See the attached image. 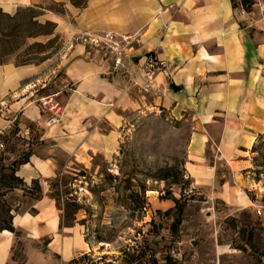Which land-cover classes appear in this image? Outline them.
I'll return each mask as SVG.
<instances>
[{
    "label": "crops",
    "instance_id": "crops-1",
    "mask_svg": "<svg viewBox=\"0 0 264 264\" xmlns=\"http://www.w3.org/2000/svg\"><path fill=\"white\" fill-rule=\"evenodd\" d=\"M262 2L256 0L246 9L240 0L236 5L233 0H85L81 7L67 3L65 12H43L66 38L65 85L53 91L63 111L59 121L48 122L50 114L40 106L37 84L30 86L37 64L0 63V111L17 113L21 125L40 128L46 144L40 148L44 154L33 148L18 174L27 181L56 175V149L88 166L95 155L118 147L130 112L161 107L190 122L185 170L193 183L231 213L259 207L264 224V202L251 196L243 172L264 132ZM33 4L41 0H0L8 12ZM108 29L135 34L130 68L136 83L127 72L110 74V53L102 43L89 42L91 36L102 38ZM149 52L158 70L147 90L142 87L145 74L139 63ZM45 85L41 82V87ZM2 120L7 126L12 121ZM34 206L37 212L25 210L14 216L15 226L29 239L50 234L51 248L66 259L85 250L83 224L60 227L61 209L55 198L45 194ZM16 240L13 231L0 230V264L15 263ZM230 246L216 244L219 260L224 253L232 255L235 248Z\"/></svg>",
    "mask_w": 264,
    "mask_h": 264
},
{
    "label": "rangeland",
    "instance_id": "rangeland-1",
    "mask_svg": "<svg viewBox=\"0 0 264 264\" xmlns=\"http://www.w3.org/2000/svg\"><path fill=\"white\" fill-rule=\"evenodd\" d=\"M84 1L41 0L45 10L31 5H20L9 13L0 9V61L37 64L30 86L37 84L40 97L65 85L62 66L68 49L57 22L43 13L36 14L50 9L65 12L67 3L81 7ZM41 82L46 85L41 87ZM1 117L11 118L10 125H3ZM0 127L4 144L0 159L4 162L21 160L33 148L42 152L40 148L46 145L40 138V128L31 123L21 125L17 113L11 116L0 111ZM190 133V122L184 118L176 119L161 107L141 108L127 115L118 147L108 154L95 155L88 166L60 149L54 150L59 170L67 169L61 178L68 180L73 195L88 208V212L82 209L77 213V219L88 218L82 226L85 251H91L93 256L118 255L128 243L146 241L156 256V264H264L261 212L256 208L231 213L221 201L193 183L185 170ZM254 148L243 172L251 185V195L264 202V132ZM43 183L47 190L49 182L43 179ZM257 191L262 194L257 195ZM30 204L23 202L22 210ZM177 216H181V222L175 229L172 223ZM18 230L13 264H66L70 259L46 242L50 234L31 240L23 229ZM97 233L110 241L97 240ZM217 243H229L235 251L232 255L222 254L219 260Z\"/></svg>",
    "mask_w": 264,
    "mask_h": 264
},
{
    "label": "trees",
    "instance_id": "trees-1",
    "mask_svg": "<svg viewBox=\"0 0 264 264\" xmlns=\"http://www.w3.org/2000/svg\"><path fill=\"white\" fill-rule=\"evenodd\" d=\"M255 1L256 0H240L246 9H251ZM233 4L236 5L237 0H233ZM31 6L40 9L43 8L41 4H33ZM1 8L0 6V9ZM45 9L47 8H43V10ZM5 13L9 12L5 11ZM41 13L43 12L41 11L36 15ZM47 21L50 23L53 22L49 19ZM0 63L5 62L0 61ZM254 145L252 148L255 151L256 148H254ZM31 152L32 150H29L24 154L21 160L15 159L11 163L4 162L3 159H0V230L9 229L18 235L19 228L14 224V216L25 210L37 212V208L34 204L45 194L55 198L58 207L61 209L60 227L73 225L76 221L86 224L88 218L83 217L77 219V213L82 209L88 212V208L78 200L77 196L73 195L71 188L67 185L68 180L61 178L62 173L65 171L59 170L56 175L51 177H34L31 181L25 180L23 176L18 174L19 166L29 160ZM81 173L85 175V173ZM43 179L50 184L47 190L44 186ZM251 196L255 198L254 195ZM25 201H30L31 204L28 209L22 210L21 204ZM181 210L182 206H179L178 212ZM180 222L181 216H177L172 223L173 227L177 229ZM96 238L97 240L110 241L109 238H105L100 233L96 234ZM50 240L51 236H48L46 242L48 243ZM240 248L246 249L245 246H241ZM108 257H112V260H107ZM100 262H103V264H156L158 261L154 252L150 251L148 242L145 241L143 244L128 243L125 247L120 248V253L118 255L103 253L99 256H93L91 251L83 250L70 258L66 264H99Z\"/></svg>",
    "mask_w": 264,
    "mask_h": 264
},
{
    "label": "built area",
    "instance_id": "built-area-1",
    "mask_svg": "<svg viewBox=\"0 0 264 264\" xmlns=\"http://www.w3.org/2000/svg\"><path fill=\"white\" fill-rule=\"evenodd\" d=\"M262 8L264 10V0L262 2ZM89 39V38H88ZM136 39L135 34L118 33L112 29L105 30L102 38L92 36L91 42L102 43L111 55L113 68L109 71L110 74H118L121 72H127L131 79V82H137V75L131 71L132 62V42ZM158 64L157 60L152 52H149L145 60L139 63V71L145 74V81L142 84L144 89H149L151 83L155 79L157 74ZM40 106L43 110L49 112L48 122L55 123L60 120V116L63 111V107L60 101L53 95H44L40 97ZM3 133V129L0 127V134ZM3 141L0 139V147H2ZM257 211L260 213L261 209L257 207Z\"/></svg>",
    "mask_w": 264,
    "mask_h": 264
}]
</instances>
